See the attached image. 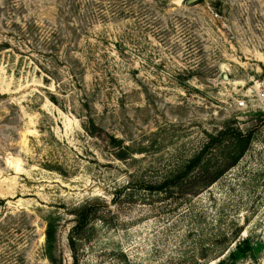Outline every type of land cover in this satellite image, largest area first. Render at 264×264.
<instances>
[{
    "label": "rangeland",
    "instance_id": "rangeland-1",
    "mask_svg": "<svg viewBox=\"0 0 264 264\" xmlns=\"http://www.w3.org/2000/svg\"><path fill=\"white\" fill-rule=\"evenodd\" d=\"M261 94L264 0H0V264H264Z\"/></svg>",
    "mask_w": 264,
    "mask_h": 264
},
{
    "label": "trees",
    "instance_id": "trees-1",
    "mask_svg": "<svg viewBox=\"0 0 264 264\" xmlns=\"http://www.w3.org/2000/svg\"><path fill=\"white\" fill-rule=\"evenodd\" d=\"M251 135V129L241 131L233 125L226 124L214 135H209L207 142L202 147L203 149H207L208 147H215L222 144L223 147L221 148V152L218 156L219 166L217 165L216 168H211V166H209V160L201 162V152H199L198 155L194 156L188 161L184 168H181L174 175L164 179L158 185H146L145 187L148 190L160 192L164 191L163 189L169 188L171 186H174L175 188H181L183 187V182H186L187 174L193 169L190 167L200 164L199 168H194L197 171V175L193 176L192 178H195L193 180L197 181L199 188H204L217 179L226 168L232 166L238 160V158L248 147L251 140ZM88 215L89 210L87 207L81 209L76 214V222L72 227V230H77L85 226ZM47 230L48 229H46V233ZM227 256L229 260H232L234 256L233 251L228 252ZM217 264L227 263L223 259H218Z\"/></svg>",
    "mask_w": 264,
    "mask_h": 264
},
{
    "label": "water",
    "instance_id": "water-1",
    "mask_svg": "<svg viewBox=\"0 0 264 264\" xmlns=\"http://www.w3.org/2000/svg\"><path fill=\"white\" fill-rule=\"evenodd\" d=\"M169 4H173L174 6H181L182 4L185 6H189L195 4L199 0H167Z\"/></svg>",
    "mask_w": 264,
    "mask_h": 264
},
{
    "label": "built area",
    "instance_id": "built-area-1",
    "mask_svg": "<svg viewBox=\"0 0 264 264\" xmlns=\"http://www.w3.org/2000/svg\"><path fill=\"white\" fill-rule=\"evenodd\" d=\"M259 97L264 101V95L263 94H261Z\"/></svg>",
    "mask_w": 264,
    "mask_h": 264
}]
</instances>
